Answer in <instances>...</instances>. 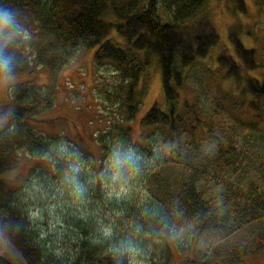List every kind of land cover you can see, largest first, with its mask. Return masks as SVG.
<instances>
[{"label": "rangeland", "instance_id": "1", "mask_svg": "<svg viewBox=\"0 0 264 264\" xmlns=\"http://www.w3.org/2000/svg\"><path fill=\"white\" fill-rule=\"evenodd\" d=\"M223 1L210 0L220 41L186 69V95L178 110L184 114L186 97L190 102L196 101L217 134H223L238 147L235 158L238 166L224 164L217 139L211 140L200 133L194 137L180 131L183 133L179 144L173 145L154 134L155 126L142 125V117L160 94V71H150L148 95L139 112L126 120L119 105L111 102L106 93L119 77L109 64L98 67L94 60L95 47L81 48L60 71H51L35 62L31 46L38 30L35 23L25 19L16 23L18 34L14 37L24 49L28 68L0 80V130L15 126L6 110L9 102L13 106L19 95L15 88L10 90L9 84L23 82L21 86L32 88L30 93L39 91L40 100L51 99L50 109L38 113V120L31 122L36 132H44L50 142L42 154H33L22 144L14 147L0 144V198L3 201L1 195L11 194L27 207L39 243L56 258L67 261L77 258L87 233L91 245L127 257L129 264H185L190 258L194 259L193 264L195 261L264 264L263 115H258L261 130L247 123L255 116L257 105L264 107V96L242 88L235 90L236 96L227 97V92L234 91L233 84L222 79L225 68L218 64L217 58L223 51L231 52L228 32L238 18L227 12ZM246 1L249 13H242L241 20L246 22V28L255 27L256 40L246 35L244 41L255 46L259 67L252 74L264 80V9L254 0ZM78 108L98 123L88 126L83 117L79 120ZM65 111L66 119L50 123L51 116ZM253 121L257 118L253 117ZM62 123L65 125H58ZM99 126L105 129L107 145L100 173L95 169L96 160L79 149L74 150L75 144L69 140L81 135L99 154V145L92 138L96 137L92 130ZM101 133L97 131L98 136ZM148 140L154 143L152 154L143 147ZM117 144L134 148L142 159L138 170L129 169L120 181L113 182L105 167ZM50 158L60 164L52 165L47 161ZM252 181L256 183L254 190L250 188ZM196 197L212 209L211 226L201 231L196 230V223L187 213L190 209L187 204ZM129 203L137 205L140 215L149 209H164L172 216V238L166 252L164 242L147 238L138 218L127 212L125 204ZM0 255L13 264H26L21 251L1 229Z\"/></svg>", "mask_w": 264, "mask_h": 264}, {"label": "trees", "instance_id": "2", "mask_svg": "<svg viewBox=\"0 0 264 264\" xmlns=\"http://www.w3.org/2000/svg\"><path fill=\"white\" fill-rule=\"evenodd\" d=\"M254 1L260 9H264V0ZM223 2L227 12L238 18L230 24L228 32L231 52L223 51L217 58L218 64L225 68L222 79L233 84L231 88L234 91L227 92V97L232 94L236 96L235 90L240 91L242 88L264 96V80L252 74L259 67L255 59V46H248L244 41L246 35L253 41L256 40L255 27L246 28V22L241 20L242 13H249V5L246 0ZM0 11L12 14L17 24L24 19L26 22L35 23L38 30L36 37L31 39L35 62L51 71H60L81 48L95 47L94 60L98 67L109 64L114 67V73L119 77V81L107 89L106 93L111 102L119 105L126 120L139 112L148 95L152 76L150 71H160L161 91L142 117V125L155 126L154 134L159 139H168L173 145L178 143L183 132L194 137L200 133L211 140L217 139L224 164L238 166L235 160L239 153L238 147L226 140L223 134H217L213 129L214 125L206 119L207 116L202 113L196 101L190 102L186 97L184 114L178 110L180 101L186 95V69L220 41L221 34L215 25L214 9L210 0H0ZM0 42L5 44L0 51V58L11 59V76L28 68L24 49L19 46L17 37ZM22 83L9 84L10 90L15 88L16 95H19L16 103L10 106V101L6 110L7 117L15 121V126L6 131L0 130V144L12 147L22 144L33 154H42L49 147L50 140L44 132H36L31 122L38 120V113L50 109L51 99L45 97L40 100L37 97L39 91L30 93L32 88L21 86ZM7 103L2 105L6 106ZM187 113H193L194 116L191 118L185 115ZM77 114L79 120L82 117L84 121L87 120L88 126L98 123L96 119L88 118L82 108H78ZM253 114L255 116L247 123L261 130L258 115L262 114L264 119V107L257 105ZM67 115L68 112L65 111L51 116L50 123H55L57 119H66ZM253 117L257 121H253ZM118 122L121 129H124V124ZM58 125L64 126L65 123ZM97 131L102 132L100 136ZM104 131L100 126L97 130H92V134H96L92 138L99 145L100 155L94 151L92 143L81 135L78 139H69L75 144L74 150L79 149L96 160L95 169L99 173L104 168L107 156ZM148 142L143 147L152 154L154 143L151 140ZM47 161L52 165L57 163L55 158ZM255 184L251 182L252 190ZM1 196L3 201L0 198V229L8 233L21 251L26 264H129L127 257L116 256L107 249L91 245L87 233L77 258L72 261L56 258L53 252L39 243V234L34 229L27 207L21 205L14 195ZM199 198L196 197L187 204L190 206L187 213L196 223L197 231L210 227L212 222V209ZM125 205L127 212L138 218L147 238H152L154 242L162 240L166 252V248L170 247L169 238H172V216L164 209H149L147 213L140 215L137 205ZM189 260L185 264H193L194 259ZM197 262L194 264H198ZM0 264L13 263L0 255Z\"/></svg>", "mask_w": 264, "mask_h": 264}, {"label": "clouds", "instance_id": "3", "mask_svg": "<svg viewBox=\"0 0 264 264\" xmlns=\"http://www.w3.org/2000/svg\"><path fill=\"white\" fill-rule=\"evenodd\" d=\"M18 34V26L12 14L0 11V41H10L14 35ZM5 44L0 42V51ZM13 67L11 59L0 58V80L11 77ZM142 159L134 148L124 147L117 144L113 147L107 158L105 172L113 182L120 181L127 170H138V163Z\"/></svg>", "mask_w": 264, "mask_h": 264}]
</instances>
